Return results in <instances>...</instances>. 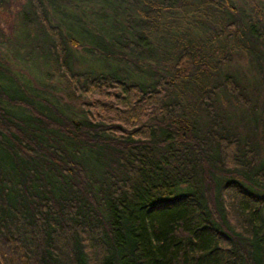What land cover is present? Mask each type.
I'll return each instance as SVG.
<instances>
[{
	"label": "trees",
	"instance_id": "16d2710c",
	"mask_svg": "<svg viewBox=\"0 0 264 264\" xmlns=\"http://www.w3.org/2000/svg\"><path fill=\"white\" fill-rule=\"evenodd\" d=\"M80 1L0 59V264H264V0Z\"/></svg>",
	"mask_w": 264,
	"mask_h": 264
},
{
	"label": "rangeland",
	"instance_id": "374dc122",
	"mask_svg": "<svg viewBox=\"0 0 264 264\" xmlns=\"http://www.w3.org/2000/svg\"><path fill=\"white\" fill-rule=\"evenodd\" d=\"M29 0H6L0 6V59L7 61L10 65L18 69L21 74H24L29 80H34L37 75V70L45 71L47 67L45 65L37 66V60L35 58H31V51H34L36 46L39 44L36 40L39 37L40 26L33 21L32 24L27 22L25 18V12L27 10ZM69 10L78 14V12L82 5L80 0H66ZM51 20V16H50ZM34 23V24H33ZM52 23H54L52 21ZM42 46L39 44V51H34V54H39L42 52ZM226 57V53L223 52L220 58ZM35 59V60H34ZM234 66H230L228 71L233 74H243L245 70L242 68L245 63L244 59L238 58L233 61ZM36 64V65H35ZM49 70V69H48ZM47 71V70H46ZM225 70L224 72H226ZM244 75V74H243ZM56 78L57 75H56ZM51 79V76H50ZM57 80V79H56ZM242 82L248 87L247 79L244 77L241 78ZM51 82H54V78L52 77ZM58 87L60 84L55 82ZM248 94L250 104L261 105L263 109V97L258 95L257 92L250 90L248 87ZM219 113L228 124V126H238L241 133H248L247 119L250 115L251 110L245 108L238 107L231 100H229L225 94H220L219 97ZM194 110L199 111V106L197 104H193ZM245 110V111H244ZM261 112V111H260ZM262 113V112H261ZM196 115V114H195ZM199 116V115H197ZM250 136L251 134H247Z\"/></svg>",
	"mask_w": 264,
	"mask_h": 264
}]
</instances>
